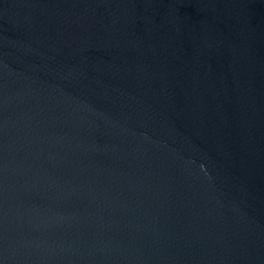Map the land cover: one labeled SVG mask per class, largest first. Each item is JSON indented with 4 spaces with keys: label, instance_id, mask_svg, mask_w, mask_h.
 I'll list each match as a JSON object with an SVG mask.
<instances>
[{
    "label": "water",
    "instance_id": "95a60500",
    "mask_svg": "<svg viewBox=\"0 0 264 264\" xmlns=\"http://www.w3.org/2000/svg\"><path fill=\"white\" fill-rule=\"evenodd\" d=\"M0 264H264V0H0Z\"/></svg>",
    "mask_w": 264,
    "mask_h": 264
}]
</instances>
